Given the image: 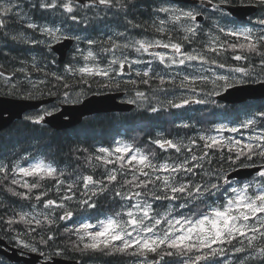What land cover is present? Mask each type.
<instances>
[{
	"label": "trees",
	"instance_id": "obj_1",
	"mask_svg": "<svg viewBox=\"0 0 264 264\" xmlns=\"http://www.w3.org/2000/svg\"><path fill=\"white\" fill-rule=\"evenodd\" d=\"M159 3L158 0H134L126 10L135 13L134 20L138 27L154 32L158 24L155 12ZM115 4L116 1L112 0V5L100 6L99 14L111 12ZM81 9L85 8L39 10L38 18L57 22L58 17H62V23L69 31L91 42L92 38L85 36L82 29L95 24V18L89 14H94V11ZM59 12L68 15L62 16ZM120 12L117 14L127 20ZM116 18L119 19V16ZM170 33L182 45L189 47V43L181 38L178 27L171 28ZM220 33L222 39L212 48L216 63L237 68L243 65L242 58L247 53L258 59L264 57V40L254 36L250 39L252 48H241L243 43L249 42H243V38L234 33ZM6 39L10 41L7 34ZM10 43L20 46L16 57L9 52L10 57L13 56L11 60L17 59L28 67H35L36 64L37 68L32 73L28 70L22 73L6 67L15 73L13 79H16L12 83L3 82L0 85L1 94L35 99L57 96L51 104L58 109L60 95L64 94L61 90L67 87L81 85L86 88L85 98L99 91L100 80L97 76L71 73L58 80L57 76L45 69L44 64L46 66L57 60L56 54L42 55L40 50L47 54L50 47L38 44L36 53L29 52V45L24 42L11 40ZM203 44V41L193 40L191 46L201 49ZM208 49L211 50L210 47ZM88 51L99 54L93 45ZM68 61L70 59L66 63ZM255 73H248L247 78L250 81L264 78V71L255 69ZM115 74L111 72V75ZM30 75L36 77L33 84ZM140 84L146 87H138ZM183 86L159 76L138 83L123 80L110 89L124 91L126 97L136 103V108L131 112L95 114L84 118L73 128L55 131L42 123L40 117L32 119L40 111H30L23 119L16 120L0 132V235L12 244L16 240L28 241L48 255L80 257L85 259V263L137 264L140 253H143L138 245L119 249L115 242L89 249L83 255L79 253L77 243L84 242V239L76 233L78 224L84 220L99 222L104 217L114 215L127 228V205L123 196H142L151 199L157 215L164 216V222L156 226L159 234L164 235L166 225L163 224L167 220L190 219L194 211L204 205L205 201L194 194L196 187L221 171L229 172L245 164H264V139L260 145L253 143L229 147L223 140H217L219 138L211 141L205 137L228 117L240 122L245 117L256 115L257 125L264 127V99L232 105L214 98L212 102L206 99L190 105L183 94ZM225 87L223 83L215 84L209 94L219 93ZM211 117L214 123L210 122ZM118 141L129 144L132 150L138 149L148 158L139 164L138 160H128V151L114 152ZM39 159L53 164L54 169L50 172H19L21 167ZM164 162L167 166L162 164ZM169 163L174 167H169ZM31 174L44 177L30 179L32 183L29 184L21 179ZM15 178H20V184ZM254 178L259 179L263 187L261 179L264 176ZM35 208L40 211L36 216L31 214ZM66 208L74 212L68 213ZM176 242L167 240L155 245V249L172 247L171 254L165 258L167 264L179 263ZM258 248L263 252L257 256L252 253L245 257L244 252L239 251L232 264H264V237H259ZM199 262L205 264L204 259H196V263ZM0 264L10 263L0 255Z\"/></svg>",
	"mask_w": 264,
	"mask_h": 264
},
{
	"label": "rangeland",
	"instance_id": "obj_2",
	"mask_svg": "<svg viewBox=\"0 0 264 264\" xmlns=\"http://www.w3.org/2000/svg\"><path fill=\"white\" fill-rule=\"evenodd\" d=\"M20 4L25 6L23 1L20 0H4V7L6 14L11 13V4ZM1 4V3H0ZM182 5V4H180ZM181 7V6H180ZM185 6L184 8H186ZM183 8V7H181ZM182 12L185 13L184 9L179 10L177 4H173L164 0L160 6L157 8L155 15L158 18V22L161 24V29H166L170 27H178L182 29V31L186 32L185 37L190 38V36L194 37L196 33L199 31H207L208 27L205 25L198 30H193L191 25L185 22V18L182 15ZM190 13V11H189ZM186 15V14H185ZM23 19H29V11L26 8L20 16ZM12 26V25H11ZM195 26V25H194ZM12 28V27H11ZM210 29H212L210 27ZM228 30L241 33L240 36H250L253 35V26L250 24L228 27ZM209 31V30H208ZM211 31V30H210ZM213 33L215 29H212ZM64 38L71 36L76 38V43L69 53L68 61L59 62L58 59L50 62L48 68L52 71L55 76H57L58 80L65 78L66 75L73 73H83V72H91V73H105L111 75V72H116L121 74V67L124 61H129L133 66L134 75L140 72H148L153 62H159L163 67L165 66H180L182 70L175 69L179 75V82L184 85V96L188 98V100L196 98V93L198 90V85L204 84L205 79H208L212 83H220L223 84L242 81L245 78V70L242 68L237 69H229L231 73L227 71H220L219 69H214L211 71L209 75H202L200 71L204 69H197V71H191V66H195L198 63L206 64V54L198 50H186V48L181 46H175L165 42L163 39L155 38V37H135L131 42H126L125 47H129L132 51L131 53H123L120 48H113L107 51V54L103 57L99 58V61L102 60L104 64L99 65V61L97 63H93L96 58L88 53V49L93 47L96 48L94 44L95 41L92 39L89 42L88 38L79 36L76 32H71L67 30L65 32ZM217 34V31L215 32ZM63 38V39H64ZM62 39V40H63ZM243 42H247L246 38L242 39ZM189 43H192L189 41ZM252 48L253 43H243L241 48ZM184 48V49H183ZM97 49V48H96ZM99 52V49H97ZM126 57V59H125ZM129 60H128V59ZM82 62V63H79ZM196 61V62H195ZM119 63L117 67H115L116 63ZM193 62V63H192ZM79 63V64H78ZM64 64V65H63ZM187 64V65H186ZM61 65V66H60ZM99 65V66H98ZM222 67V66H221ZM54 68L60 69V72H56ZM56 69V70H57ZM226 68L223 67V70ZM73 70V71H72ZM35 71V70H34ZM180 72V73H179ZM5 80L9 83H12L14 79L11 77L4 76ZM197 79H200V83H195ZM71 88L78 89L80 93L75 95L73 98L76 99L74 101L84 100L86 88H83L81 85L71 86ZM66 89V88H65ZM99 90V88H98ZM231 125L221 123L219 127L222 129L229 128ZM246 125H237L235 128H240ZM262 132L264 129L257 130L255 132H245L243 136L248 139H259L263 138ZM242 138V137H241ZM239 141H241L239 139ZM129 145L123 141H118L116 143V148L114 152H120L123 150L124 153L125 148H128ZM129 150V149H128ZM129 157L128 160L138 159L139 162H143L145 158H148L143 152L138 149H130L128 151ZM52 164L49 162H45L44 160H35L29 163L26 167V171L29 170H42L40 168L43 167H51ZM53 176V175H52ZM44 176H36L31 174L29 177H21L23 181L27 184L32 183L30 179H38ZM224 177V176H223ZM17 183L20 184V178H15ZM259 183V179H255L254 182H240L238 184L228 185L226 192L224 195H230V202L225 201L224 205L221 207L219 205H215L213 211L209 214L203 215L202 217L191 221L187 226H179V220L177 219H169L165 222V237H173L178 240H186L193 241L197 237H201L203 240H209L210 238L220 237L221 234L225 232H230V236L238 233L242 239L245 237H252L253 239L256 236H259L261 233H264V227H261L262 224L264 226V215H258L260 209L264 210V188L260 189L257 187H250L251 184L256 185ZM252 188L254 191H252ZM127 206V228H124L123 222L121 219H117L116 216L110 215L106 217L100 223V228L98 225H93L91 232L93 234L92 243H84L80 241L77 243V248L79 249V253L83 255L86 251L85 248L91 245L97 246L98 241L102 239L112 240L122 237L120 246L124 245L136 244L140 247L151 246L154 245V241L157 240V232L158 229L156 226L164 222V217L158 216L152 211V202L149 199L145 198H137L128 202ZM39 209L35 208L34 212H29L32 215H37L39 213ZM255 221H260L258 224V228L256 230V225H254ZM251 229H255L253 233H250ZM224 236V235H222ZM221 236V237H222ZM20 244H23L28 250H40L37 246L33 245L31 242L20 240ZM236 241H231L230 246L231 251H234ZM177 252L183 253V244L182 242L176 243ZM187 249L191 251H196L197 248L191 244L185 245ZM200 246V245H199ZM172 247L166 249L165 254H171ZM262 249L258 251L259 254H262ZM83 261V264H92L89 262L85 263L84 258H80ZM149 262H151L148 258H146ZM234 258L227 259L223 264H232ZM145 261V260H144Z\"/></svg>",
	"mask_w": 264,
	"mask_h": 264
},
{
	"label": "flooded vegetation",
	"instance_id": "obj_3",
	"mask_svg": "<svg viewBox=\"0 0 264 264\" xmlns=\"http://www.w3.org/2000/svg\"><path fill=\"white\" fill-rule=\"evenodd\" d=\"M56 1L57 0H23L25 6L16 3L11 4V13L9 12L8 14H6L4 0H0V50H2V53L0 52V85L4 84L3 82L6 81L4 76L11 78L12 74H15L12 70H8L9 73H5L7 68L18 70L22 73L23 71L27 72V70L29 73H32L35 70V67L32 65L28 67L22 62L17 61V59H10L13 56L10 57L9 52L11 51V54H15L16 57V55L18 54L17 52H19L18 48H20V46L16 47L13 43H10L11 40L12 42L17 41L18 43L19 41L20 43L24 42L29 45V52L37 53V45L40 44L43 47H50V50H52H49L47 54L44 51L40 50L44 55H50L51 53L56 54V52L53 51V46L64 38L65 33L63 32L67 30V26L65 23H62V17H58L57 22L54 20H39V10L63 11L72 8H85L81 10H93L94 14L91 12H89V14L91 17L95 18V24L82 29V33L85 36H90L95 41L94 44L96 45V48L99 49V58L103 57L104 54L106 55L107 51L113 48H120L121 52H126L129 54L132 50L129 47H125L126 42H131L135 37L143 38L150 35V30L142 29L141 27H138L137 24H135V13L126 10L129 8L128 5L132 4L134 0H115L116 4L113 5V10L111 12L101 14H99V7L112 5V0ZM204 1H207L208 3L202 2V4L187 5L186 8H181L180 5L177 6L179 10H185V13L182 12V15L185 18V22L190 24L193 30H198L205 25H207V27H212L213 29L217 26L215 28V32L217 31V34L215 32L213 33V31H208V29L207 31L198 32L202 34V37L205 39V41L208 42V44H210L211 42V45H214V43L219 39V32L228 31L227 28L231 27L232 25H264V0H239V2H233L232 0ZM228 2L245 5L255 4L258 9L253 15H250L247 20L239 23L234 16H232L225 8H223L224 3ZM26 8L29 11V19H23L20 17ZM120 10H122L120 12L121 15H123L125 18L128 16V19L126 18L127 20H124L122 16L117 14V12H119ZM58 14L62 16L68 15L66 12H59ZM116 16H119V19L116 18ZM197 16H203L204 20L199 21ZM8 18L11 21H8ZM6 34L9 36L10 41H7ZM20 58H22L21 55ZM242 60L244 66L250 72L255 73V68L257 69V71H264V57L258 59L257 57L254 58L253 54L247 53L246 56L244 55ZM5 63H7V65ZM119 63L120 62L116 63L115 67H117ZM102 64L104 63L102 62V60H100L99 65ZM123 65H125L124 68L127 69L130 67V63L127 60L122 63V66ZM4 67H7L6 70ZM56 69L57 68H54L56 72H60V69ZM131 76H134V73H131ZM115 78L118 81H121L118 73L115 74ZM99 79L103 80V76H99ZM31 84H33V81H31ZM100 84H102V81H99V85ZM99 90L101 89L99 88ZM61 91L64 94L60 95V99L57 103V105L59 104V108L57 109L55 105H51L49 108L41 110L38 114L46 113L47 115L50 113H56L60 111L61 107L65 104L79 103L75 102L74 100L76 99L73 98L75 95H78L80 93L78 89L67 87L66 90ZM53 97L56 100L57 96ZM238 183H240L239 180L229 181L227 177H222L221 173L218 175L216 173V175H214L211 180L203 184V186L199 188L195 193V196L197 198L205 201L204 205L196 210L197 214L199 215L198 218L211 213L215 205H219L222 207L225 201L230 202V195H224V193L226 192L225 189H227L228 185ZM254 231L255 229H251L250 233H253ZM234 233L235 237L233 240L228 237V235H230V232H225L224 234H221L220 237H215L218 238V244H216L215 238H210L209 240H203L201 238V240L208 244L207 249H209V254L204 256V260L209 262L210 264H215V258L212 253L213 250L216 248L222 250L224 247H228L231 241H236L234 251H242L244 252V256L246 257L247 252L245 242H247V240H252L253 238H249L246 236L245 239H242L238 233ZM236 254L237 253H234V256ZM157 255L158 259L154 262H151L150 264H163L165 253L160 252Z\"/></svg>",
	"mask_w": 264,
	"mask_h": 264
},
{
	"label": "water",
	"instance_id": "obj_4",
	"mask_svg": "<svg viewBox=\"0 0 264 264\" xmlns=\"http://www.w3.org/2000/svg\"><path fill=\"white\" fill-rule=\"evenodd\" d=\"M177 3H195L197 0H172ZM226 8L239 20H246L254 14L258 7L256 5H226ZM72 41L65 40L53 46L59 55V60L64 61ZM123 92H109L102 95L93 94L77 104H65L62 109L52 115L45 117L43 122L53 129L64 130L79 125L86 116L109 113L129 112L135 105L130 102L120 101ZM218 99L226 103H239L248 99H264V81L249 83L230 87L226 92L218 95ZM53 98L32 100L28 98H15L0 96V131L10 127L16 120L22 119L24 115L42 105L50 103ZM263 166L241 167L228 174L229 179H248L259 173ZM0 254L12 262H24L26 264H38L43 256L37 253L21 254V250L10 245L6 239L0 236ZM42 264H78L77 261L62 257H53L52 260L43 261Z\"/></svg>",
	"mask_w": 264,
	"mask_h": 264
},
{
	"label": "bare ground",
	"instance_id": "obj_5",
	"mask_svg": "<svg viewBox=\"0 0 264 264\" xmlns=\"http://www.w3.org/2000/svg\"><path fill=\"white\" fill-rule=\"evenodd\" d=\"M180 4H182V5H180ZM178 5H180L181 7H185V6H187V5H189L188 3H178ZM243 5H245V4H243ZM55 6V5H54ZM195 7V6H194ZM126 9V8H125ZM123 10V9H122ZM121 10V11H122ZM46 13V12H45ZM67 17V16H66ZM128 17V16H127ZM126 17V18H127ZM128 19V18H127ZM130 19V18H129ZM124 21V20H123ZM122 21V22H123ZM133 21V20H132ZM136 24V23H135ZM122 26V25H121ZM124 26V25H123ZM130 28V27H129ZM32 29H33V27H32ZM36 29H37V27H36ZM128 29V28H127ZM132 29V28H131ZM134 30V29H133ZM127 31V30H126ZM71 36H68V37H66V38H64L63 40H61V42H63V41H65V40H68V41H72V44H71V46H70V48L68 49V51H67V54H66V58H65V60L64 61H61V60H59L58 59V61L59 62H65L67 59H68V56H69V53L71 52V50L73 49V47H74V45H75V43H76V38L75 37H73V34H70ZM19 42V41H18ZM26 44V43H25ZM41 47V46H40ZM39 47V48H40ZM49 51V50H48ZM50 51H52V50H50ZM54 51V50H53ZM90 51H88V53H89ZM2 53V52H1ZM6 54V53H5ZM41 54V53H40ZM50 54V53H49ZM91 54L94 56V58H96L95 59V61L93 62L94 64L95 63H97V61H99V54H97V53H93V52H91ZM42 55H44V54H42ZM48 56V55H47ZM38 61V60H37ZM79 63H82V62H80L79 61ZM78 63V64H79ZM6 65H7V63H5ZM49 65V64H48ZM48 65H46L45 66V64H44V68L45 69H48L50 72H52L49 68H48ZM187 65V64H186ZM61 66V65H60ZM99 66V65H98ZM10 67V66H9ZM5 68V67H4ZM36 68H37V66H36V64H35V70H36ZM189 68V67H188ZM9 69V68H8ZM5 70H6V68H5ZM58 70V69H57ZM195 70V69H194ZM73 71V70H72ZM180 73V72H179ZM78 74H81V73H78ZM14 79H16V78H14ZM30 79L32 80V81H35L36 80V77L34 76V75H30ZM25 80V79H24ZM171 85V84H170ZM46 86V85H45ZM176 92V91H175ZM160 95V94H159ZM91 96V95H90ZM89 97V96H88ZM87 98V97H86ZM157 99V98H156ZM250 101V100H249ZM248 101V102H249ZM247 103V102H246ZM244 104V103H243ZM243 104H241V105H243ZM252 104V103H251ZM226 105V104H225ZM62 106V105H61ZM255 106V105H254ZM250 107V106H249ZM257 108V107H256ZM22 121V120H21ZM28 122V121H27ZM28 123H30V122H28ZM49 125H47V127H48ZM51 128V127H50ZM4 131V130H3ZM56 131V130H55ZM68 131V130H67ZM2 132V131H1ZM36 144V143H35ZM34 146V145H33ZM33 149V148H32ZM76 233L80 236V237H82L83 236V231L81 230V228L78 226L77 227V229H76ZM72 260H74V259H72ZM75 261H77V260H75ZM78 262V264H81V261H77ZM92 263V262H91ZM93 264H95L94 262H93Z\"/></svg>",
	"mask_w": 264,
	"mask_h": 264
}]
</instances>
